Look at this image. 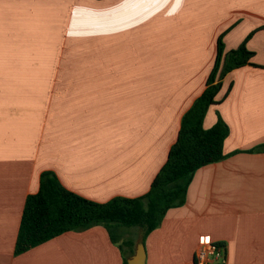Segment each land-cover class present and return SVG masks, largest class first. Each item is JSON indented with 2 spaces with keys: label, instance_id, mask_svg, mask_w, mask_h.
Returning a JSON list of instances; mask_svg holds the SVG:
<instances>
[{
  "label": "crops",
  "instance_id": "crops-1",
  "mask_svg": "<svg viewBox=\"0 0 264 264\" xmlns=\"http://www.w3.org/2000/svg\"><path fill=\"white\" fill-rule=\"evenodd\" d=\"M224 53L253 65L222 79L203 126L229 128L225 159L198 169L134 254L104 226L15 255L44 172L93 202L145 196L185 114ZM196 264L205 242L228 264H264V0H0V264Z\"/></svg>",
  "mask_w": 264,
  "mask_h": 264
},
{
  "label": "trees",
  "instance_id": "trees-1",
  "mask_svg": "<svg viewBox=\"0 0 264 264\" xmlns=\"http://www.w3.org/2000/svg\"><path fill=\"white\" fill-rule=\"evenodd\" d=\"M253 56L254 53L246 48V41L238 49L225 54L223 35L218 38L217 56L206 88L183 117L168 161L145 196L136 199L118 197L107 203H97L67 190L53 173L44 172L39 192L26 200L15 255L65 232L99 225L107 228L114 242L121 239L119 228H139L145 242L170 209L185 204L195 172L225 159L223 148L229 135L227 124L219 118L212 128L205 129L203 121L209 108L222 101L218 99L222 79L234 69L253 65ZM122 246L129 247L134 254V240H124Z\"/></svg>",
  "mask_w": 264,
  "mask_h": 264
},
{
  "label": "built area",
  "instance_id": "built-area-1",
  "mask_svg": "<svg viewBox=\"0 0 264 264\" xmlns=\"http://www.w3.org/2000/svg\"><path fill=\"white\" fill-rule=\"evenodd\" d=\"M196 264H228V257L224 248L219 244L205 242L198 247Z\"/></svg>",
  "mask_w": 264,
  "mask_h": 264
},
{
  "label": "rangeland",
  "instance_id": "rangeland-1",
  "mask_svg": "<svg viewBox=\"0 0 264 264\" xmlns=\"http://www.w3.org/2000/svg\"><path fill=\"white\" fill-rule=\"evenodd\" d=\"M118 233L119 237H123L125 241L129 239L138 241L142 237V230L139 228H119Z\"/></svg>",
  "mask_w": 264,
  "mask_h": 264
},
{
  "label": "water",
  "instance_id": "water-1",
  "mask_svg": "<svg viewBox=\"0 0 264 264\" xmlns=\"http://www.w3.org/2000/svg\"><path fill=\"white\" fill-rule=\"evenodd\" d=\"M128 264H146V250L142 242L138 243L135 255L128 261Z\"/></svg>",
  "mask_w": 264,
  "mask_h": 264
}]
</instances>
